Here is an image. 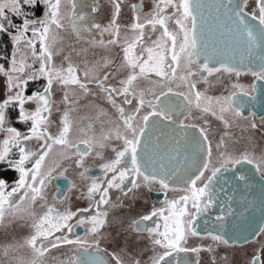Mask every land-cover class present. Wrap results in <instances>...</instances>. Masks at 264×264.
<instances>
[{
    "label": "snow or ice",
    "instance_id": "obj_1",
    "mask_svg": "<svg viewBox=\"0 0 264 264\" xmlns=\"http://www.w3.org/2000/svg\"><path fill=\"white\" fill-rule=\"evenodd\" d=\"M109 2L111 16L102 26L89 14L99 10L98 4L86 13L82 0H0V35L9 37L12 46L10 60L0 63L5 95L0 101V164L18 173L11 185L0 178V228L23 222L30 229L0 250L10 257L7 264H124L101 247L109 214L122 204L113 203L110 192L134 199L154 184L164 193L161 206L131 221L132 231L146 233L151 245L153 254L144 264H191L188 253L214 251L211 245L187 243L200 236L198 218L226 191L222 173L248 164L264 179V154L247 149L236 154L226 146V138L231 139L227 130L238 118L249 119L239 96H255L257 81L264 82V0H151L147 13L142 3L130 5L132 16L124 24L119 19L124 0ZM13 16L21 22L14 23ZM93 30L99 39L85 35ZM245 67L254 78L249 87L232 83L227 95L209 94L222 76L240 77ZM41 79L43 90L26 95L29 82ZM141 80L148 86L139 88ZM54 87L62 92L59 103L53 99ZM29 102L34 109L26 108ZM10 107H18L19 121L30 122L26 133L8 125ZM80 109L93 115L74 117ZM54 112L59 113L55 120ZM208 117L225 129L216 142L215 160ZM249 126L257 129L254 121ZM33 140L35 149L26 146ZM89 159L98 161L101 175H89ZM68 167H74L86 188L78 198L88 204L75 211L61 210L67 193L62 198L52 194L50 203L47 191ZM235 178L246 180L243 174ZM76 187L69 181L67 192ZM169 192L176 195L168 198ZM77 228H84L83 236L76 235ZM207 235L213 243L229 245L221 234ZM252 235L264 237V225ZM22 248L27 258L10 256ZM262 254L264 240L246 264H264ZM219 259L232 264L228 256ZM130 264L141 261L133 258ZM211 264H217V257Z\"/></svg>",
    "mask_w": 264,
    "mask_h": 264
},
{
    "label": "flooded vegetation",
    "instance_id": "obj_2",
    "mask_svg": "<svg viewBox=\"0 0 264 264\" xmlns=\"http://www.w3.org/2000/svg\"><path fill=\"white\" fill-rule=\"evenodd\" d=\"M39 12L41 13V10ZM13 21L16 24L21 22L16 17L13 18ZM85 35L89 38L93 35H95L97 39L99 37L96 34L88 35L86 33ZM3 39L6 40L5 37H3ZM11 51L12 47L11 49H8V46L0 47V63H4L5 59L10 60ZM88 58L90 60L95 59L91 54ZM75 59L78 58L75 57ZM241 72L242 74L240 77L228 74L222 76L220 83L214 88H211L209 94L227 95L231 90L230 86L232 83H239L245 87H249L254 78L248 73L247 68L241 69ZM35 83L37 82H29L26 89H32L35 86ZM41 83L42 91L45 81L42 79ZM147 86L146 81L141 80L138 82L139 88ZM198 88L202 89L203 85H198ZM61 96L62 92L58 88V103ZM97 102L102 103L99 100ZM239 102L242 104L243 115L249 117V119L245 120L238 118L233 126L227 130L231 136V139L226 138L227 149L236 154L247 149L255 155L260 156L264 154V120L261 119V117H264V82L257 81L255 96L246 97L241 95L239 96ZM104 106L107 107V105ZM62 107L63 106L61 105V108ZM253 113L254 115H251ZM73 115L78 118L81 116H91L93 115V112L90 109H80ZM193 115L195 116L196 113L194 112ZM58 116H52V119L55 120ZM180 118L183 119V117ZM208 120L209 124L207 127L211 133L210 140L212 141L213 159L215 160L216 142L220 140L225 129L218 120H215L212 117H208ZM250 120L257 124V129L253 130L250 128ZM186 122L203 124L202 121L189 120ZM8 125L17 128V130L22 133H26L31 126L30 122L19 121L18 116H8ZM94 127L98 132L100 125L96 123ZM50 130L55 133L57 130L56 126L53 125ZM3 136L4 134L0 133V140L3 139ZM113 143L116 144V146H119L118 142L114 141ZM36 147H38V143L35 141V145L32 149H35ZM13 152H15V149ZM105 155L106 157L112 155L110 149H105ZM12 158H18V156ZM97 164L98 161L91 159L87 160L85 166L90 170L89 175H101L99 167L96 166ZM240 174H243L246 177V180L241 181L235 178ZM0 178H3L9 185H11L13 181L18 178V173L9 168L6 164H0ZM69 181H72L77 185L76 189H73L70 193L67 192ZM224 181H227V183H224ZM221 183L226 191L219 194L217 203L208 213L202 214L198 218L195 227L200 233V236L190 237L187 243V246L189 243H195L202 248H207L211 245L214 251L212 253L207 251H201L199 254L188 253L187 259L191 261V264H196L197 259H199V264H211L213 257H217V264H220V246L234 250L235 255L233 256V264H246L254 251L260 247V241L264 240V237H254L252 235L255 230H258L260 226L264 225V213L261 212V200L264 199V179H262L261 174L257 173L252 165L241 164L235 169L222 173ZM217 186L219 187V185ZM57 187L61 189L60 193H56ZM85 190L84 181L79 179L74 167H68L65 177H60L57 180H54L47 189L50 203L52 194H57L62 198L64 193H67L69 198L65 201L64 205L60 206L61 210H63L64 207H71L74 211L77 208H81L80 205H78L81 198L78 197H80L81 193ZM175 195L176 193L169 192L168 198H172ZM110 196L113 203L121 204L122 202V204L120 207L113 209L109 214L108 219L110 223L105 226L104 230H102L104 231V237H106V239H103L104 244L101 245V247L105 248L107 252H114L120 256L124 264H130V261L133 258L139 259L141 264H144V262L153 254L151 245L146 233H136L132 231L131 221L139 219L141 215L150 212L153 206L160 207V202L165 198L164 193L159 189V185L154 184L151 185V191L148 189L139 190L134 199L125 197L118 191H111ZM117 197L120 199L117 200ZM229 198L231 199L229 200ZM220 215H223L225 217L224 220L226 221L232 220L234 230L236 231V239L234 241H229V245L213 243L207 235L208 232L220 234V222L216 220V217ZM19 223L21 225L23 224V222ZM148 223L150 225V222ZM15 226L16 224H13L10 227V233L13 232L12 229L14 230ZM2 229L5 230L4 228H0V235ZM76 235L83 236L84 228H77ZM245 237H247V239H245ZM17 254H19L18 250L13 253V255ZM184 255L185 254H181V256ZM106 259L111 260L110 257H106ZM262 259H264V254H262ZM111 264H114V261L111 262Z\"/></svg>",
    "mask_w": 264,
    "mask_h": 264
},
{
    "label": "rangeland",
    "instance_id": "obj_3",
    "mask_svg": "<svg viewBox=\"0 0 264 264\" xmlns=\"http://www.w3.org/2000/svg\"><path fill=\"white\" fill-rule=\"evenodd\" d=\"M82 2L86 5V7L84 8V11L86 13H89V9L91 8V6H93L94 4H98L99 6V10L96 13H89L90 14V19L92 20V22L98 23L102 26L106 25L110 19L111 16V11H112V5L109 2V0H82ZM140 4L142 3L143 5V12L147 13L148 11H150L151 9V0H124L123 4H122V8H121V16H120V22L121 24L124 23H128L131 19L132 16V11L130 8V5L132 4ZM42 7V6H41ZM27 10V9H26ZM41 10V8H40ZM9 15H11V13H9ZM14 18V16L12 17V19ZM18 20H20L18 18ZM94 33H87L89 34H96L95 30H93ZM3 37L6 38L3 39ZM100 37H98L99 39ZM107 38V37H105ZM3 46H8V49H11V41L9 37L0 35V47ZM85 47L87 45H84ZM95 51L101 55L104 54V51L102 49H95L92 50ZM118 51V50H116ZM113 55H115V52L112 53ZM73 59L75 60V57H73ZM118 62V60H117ZM57 63H59V60L57 59ZM3 82H4V78L0 77V101H2L5 98L4 95V90H3ZM42 79L40 81H38L37 83H35V86L31 89V91H28L26 89L25 94L26 95H31L32 92L34 91H41V86H42ZM53 99L57 102V93H58V88L53 89ZM58 103V102H57ZM55 107V106H54ZM26 108H28L29 110L34 109L35 108V103L33 102H29L28 104H26ZM18 107L17 108H12L10 107L9 109L6 110V114L7 116H18ZM59 113L54 112L53 116H58ZM35 145V140L33 141H29L27 142V147L29 148H33V146ZM88 204V201L86 199L81 198L79 201V204L81 208H83L84 206H86ZM39 211V210H38ZM13 224H16V226L14 227V230L12 229V233L9 232L10 227L1 231V235H0V250H2L4 248L5 245L14 243L17 240H22L24 236H27L30 232V229L27 227H22L21 224L19 222H14ZM104 230V229H103ZM103 236H105L104 231H102ZM103 239L101 241V245H103ZM189 247H194V246H199L196 245L195 243H189L188 244ZM67 249H61V251H66ZM18 253L17 255L21 256V257H25L27 258L29 253L28 250L25 248L22 249H18ZM13 255V253H10V256ZM235 255L234 250L233 249H227V248H223L222 246H220V257L222 256H228L230 261L233 264V256ZM10 258V257H9ZM9 258H5L2 255H0V264H7V260ZM220 264H222V261L220 260Z\"/></svg>",
    "mask_w": 264,
    "mask_h": 264
},
{
    "label": "water",
    "instance_id": "obj_4",
    "mask_svg": "<svg viewBox=\"0 0 264 264\" xmlns=\"http://www.w3.org/2000/svg\"><path fill=\"white\" fill-rule=\"evenodd\" d=\"M11 53H12V51H11ZM10 58H11V55H10ZM245 68H247V67H245ZM178 131H181V134H182V130L178 129ZM221 224L223 226H221ZM218 233H219V231H218ZM220 234L223 235L224 238L228 239L229 241H234L236 239V231L234 230L232 220H227V221L224 220V221L220 222Z\"/></svg>",
    "mask_w": 264,
    "mask_h": 264
},
{
    "label": "trees",
    "instance_id": "obj_5",
    "mask_svg": "<svg viewBox=\"0 0 264 264\" xmlns=\"http://www.w3.org/2000/svg\"><path fill=\"white\" fill-rule=\"evenodd\" d=\"M40 11V8H37L36 10V15L39 16L41 13L39 12ZM9 48V47H8Z\"/></svg>",
    "mask_w": 264,
    "mask_h": 264
}]
</instances>
